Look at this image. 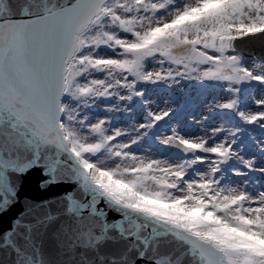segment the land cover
Here are the masks:
<instances>
[{
  "label": "snow or ice",
  "instance_id": "obj_1",
  "mask_svg": "<svg viewBox=\"0 0 264 264\" xmlns=\"http://www.w3.org/2000/svg\"><path fill=\"white\" fill-rule=\"evenodd\" d=\"M256 34H264V0H0V213L17 202L13 176L40 168L42 188L76 186L63 200L68 223L57 245L66 259L57 264H264V190L232 186L222 167L238 158L254 169L233 150L234 138L209 143L173 129L160 143L182 155L146 160L130 151L140 135L119 142L123 130L110 134L109 121L87 122L83 111L101 97L143 98L141 81L186 76L227 82L235 94V85L264 84V60L247 67L234 44ZM150 59L159 70H146ZM238 103L229 97L217 108L264 122V111ZM256 103L264 108V99ZM170 112L149 110L139 128L151 130ZM109 212L120 219L109 222ZM55 218L17 220L0 234V251L12 264H53L37 237ZM108 244L121 247L103 251Z\"/></svg>",
  "mask_w": 264,
  "mask_h": 264
},
{
  "label": "rangeland",
  "instance_id": "obj_2",
  "mask_svg": "<svg viewBox=\"0 0 264 264\" xmlns=\"http://www.w3.org/2000/svg\"><path fill=\"white\" fill-rule=\"evenodd\" d=\"M123 35V34H122ZM102 52H106L107 55H112L111 52L102 49ZM242 57V64L247 67L252 68L254 66V60H261L257 57H247L243 53H239ZM233 54V53H229ZM160 65L156 63L155 60L146 61V70L154 71L159 70ZM165 69L169 65L165 64L163 66ZM172 67H175L173 65ZM202 68H206L207 65H202ZM183 71V69H180ZM98 77L103 76L102 73L95 74ZM145 84H147L145 86ZM151 89H150V87ZM137 88L143 90L145 96L143 97V103L141 109L151 110L153 112H159L162 109H171L170 115L165 117L163 120L156 122V127L148 131V135H141L142 132L139 125L142 124L140 114L137 113L134 117H125V113H128L127 100H119L117 97H110L113 102H111V109L113 112L119 113L118 123L112 126L111 123L106 124L105 127L109 128V133L115 129L123 130L126 135L117 137V141L123 143H130L131 139L140 135L138 142L132 144L130 151L139 157L147 159H159V160H175L178 156L173 155V150L168 148L161 149L162 144L160 139L169 135H172L173 129L177 133L185 136V138H198V137H212L209 143L213 140L223 141L225 137L229 140L235 139V144L232 145L233 150L237 151L239 156L243 157L244 160H251L254 163V169L250 170L245 167L244 163L235 158L237 161V167L227 168L222 165L223 168L228 171L225 173L227 181L234 187L242 189L245 186L247 190L255 195L258 191L264 190V171L259 169H264V127L261 126L262 121H257L253 124L244 123V128L246 127V132L252 139L253 143L249 146V149H243L247 143L245 141H240L237 133L235 137H232L228 132L216 133L213 137V131L219 129L222 126V120L219 116V108L217 104L224 103L229 97H235L238 101H241L242 108L245 111L256 113L259 111H264V108L257 105L256 101L264 99V84H260L257 81H252L251 83H244L240 86H252L253 89L249 93V96L243 92L235 94L227 90V83L218 84L215 81H201L196 79H191L189 77L177 76L175 81L159 82L156 84L139 82L137 83ZM155 86V88H153ZM210 87V88H209ZM234 87H238L235 85ZM154 89V90H152ZM152 90V92H150ZM122 94H127L126 89H120ZM140 97H133V99H139ZM102 99L98 98L94 104L85 108L83 111L88 116V121L90 123H96L100 119H104L110 122L111 114L107 115L109 112L106 107L102 108ZM137 102V101H136ZM86 122V123H87ZM227 129H231L232 125L225 126ZM154 133V134H153ZM153 136L158 144L149 146L146 143V139ZM146 138V139H145ZM117 141H113L116 143ZM242 142V143H237ZM199 155H204L203 153H198ZM195 167L205 168V165L197 164ZM239 171L242 174L236 175L235 172ZM219 175V174H218Z\"/></svg>",
  "mask_w": 264,
  "mask_h": 264
},
{
  "label": "water",
  "instance_id": "obj_3",
  "mask_svg": "<svg viewBox=\"0 0 264 264\" xmlns=\"http://www.w3.org/2000/svg\"><path fill=\"white\" fill-rule=\"evenodd\" d=\"M13 3L16 0H12ZM236 50L245 54L247 57H257L264 60V34L245 36L234 42ZM168 148H177L168 146ZM180 152V151H179ZM234 160H230L226 165H234ZM47 179L40 168L31 169L22 176H13V181L18 185L17 202L0 213V234L10 230L13 224L20 220L24 224L34 223L37 217H43L51 212L55 219L48 223L46 229H42V235L37 237L38 242L43 245L44 254L53 261V264L62 259L60 249L57 245V233L62 224L68 223V217L64 215L63 200L66 193L75 189L72 183H58L42 188L41 184ZM101 207L104 205L101 204ZM120 219L116 212L108 213L109 222ZM120 245L108 244L103 251L116 252ZM174 247H162V252L173 251ZM134 255V254H133ZM14 259V255H13ZM0 264H12V260L4 251H0ZM136 264H146L144 260H137Z\"/></svg>",
  "mask_w": 264,
  "mask_h": 264
},
{
  "label": "trees",
  "instance_id": "obj_4",
  "mask_svg": "<svg viewBox=\"0 0 264 264\" xmlns=\"http://www.w3.org/2000/svg\"><path fill=\"white\" fill-rule=\"evenodd\" d=\"M210 88V87H209ZM152 90H154V89H152ZM246 95H249V93H250V89H246V90H244L243 91ZM105 103H106V105H107V109H108V114H115V112H113V109H111V102H110V100L108 99V98H106L105 99ZM239 108H240V106H238ZM241 109V108H240ZM133 110H134V107H133ZM130 114V111H128V113H125V115H129ZM132 114V113H131ZM231 118H229V119H225L224 120V122H223V125H226V124H229V123H232L234 120H238L240 117H239V115L235 112V111H231ZM240 127H242V125H239V124H236L235 126H234V130H236V129H239ZM246 149H247V147H246Z\"/></svg>",
  "mask_w": 264,
  "mask_h": 264
},
{
  "label": "flooded vegetation",
  "instance_id": "obj_5",
  "mask_svg": "<svg viewBox=\"0 0 264 264\" xmlns=\"http://www.w3.org/2000/svg\"><path fill=\"white\" fill-rule=\"evenodd\" d=\"M144 122H145V120H144ZM146 143L148 144V140L146 141Z\"/></svg>",
  "mask_w": 264,
  "mask_h": 264
}]
</instances>
